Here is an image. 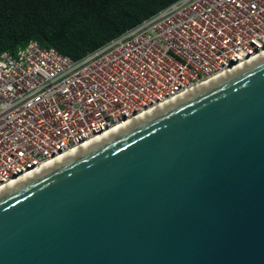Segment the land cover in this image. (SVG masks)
Listing matches in <instances>:
<instances>
[{
  "label": "water",
  "instance_id": "95a60500",
  "mask_svg": "<svg viewBox=\"0 0 264 264\" xmlns=\"http://www.w3.org/2000/svg\"><path fill=\"white\" fill-rule=\"evenodd\" d=\"M0 264H264V56L0 194Z\"/></svg>",
  "mask_w": 264,
  "mask_h": 264
},
{
  "label": "built area",
  "instance_id": "2783aa9c",
  "mask_svg": "<svg viewBox=\"0 0 264 264\" xmlns=\"http://www.w3.org/2000/svg\"><path fill=\"white\" fill-rule=\"evenodd\" d=\"M264 55V0H174L80 58L0 52V186Z\"/></svg>",
  "mask_w": 264,
  "mask_h": 264
},
{
  "label": "trees",
  "instance_id": "16d2710c",
  "mask_svg": "<svg viewBox=\"0 0 264 264\" xmlns=\"http://www.w3.org/2000/svg\"><path fill=\"white\" fill-rule=\"evenodd\" d=\"M174 0H0V52L29 40L80 58Z\"/></svg>",
  "mask_w": 264,
  "mask_h": 264
},
{
  "label": "bare ground",
  "instance_id": "6f19581e",
  "mask_svg": "<svg viewBox=\"0 0 264 264\" xmlns=\"http://www.w3.org/2000/svg\"><path fill=\"white\" fill-rule=\"evenodd\" d=\"M262 56L264 55H261L255 59H251L250 61L248 62H245L241 65H237L236 67H233L230 71L228 72H225L224 74H220L218 76H216L215 78L211 79V80H208L206 82H204L203 84H200L198 85V87L194 88L193 90H190V91H186L184 93H182L181 95L177 96L174 100L172 101H169L167 103H164L158 107H156L155 109H152L151 111H146L145 113L141 114V115H138L136 120L134 119H130V120H127L125 121L124 123H121V124H118L110 129H107L106 131H104L101 135L99 136H95L87 141H85L84 143H82L81 145H79L78 147H76L73 151H70L69 153H65L64 155H60L58 157H55L47 162H45L44 164L41 165V167L39 168H36L34 170H31L29 172H27L26 174H24L23 176H20L18 178H15L3 185L0 186V194L6 192L7 190L19 185L20 183L30 179L31 177L43 172L44 170L56 165L57 163L69 158L70 156H72L73 154H77L78 152L102 141L103 139L167 108L168 106H172L173 104L175 103H178L181 99H184L186 98L187 96L191 95L192 93L194 92H197L198 90H201L203 88H205L206 86L212 84L213 82L223 78V77H226L228 76L229 74H234L236 72H238L241 68H245L247 65L253 63L255 60H259L262 58Z\"/></svg>",
  "mask_w": 264,
  "mask_h": 264
}]
</instances>
